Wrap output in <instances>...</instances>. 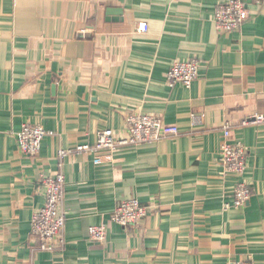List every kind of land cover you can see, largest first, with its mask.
Segmentation results:
<instances>
[{"label":"crops","instance_id":"obj_1","mask_svg":"<svg viewBox=\"0 0 264 264\" xmlns=\"http://www.w3.org/2000/svg\"><path fill=\"white\" fill-rule=\"evenodd\" d=\"M226 1L0 0V264H264V121L248 122L264 115V0L240 30L219 33ZM191 58V88L171 87V64ZM131 114L179 133L59 157L104 128L126 135ZM26 122L51 132L35 156L20 149ZM226 141L248 150L252 194L238 208L225 206L240 179L220 162ZM59 171L63 242L45 251L31 223L42 178ZM131 197L149 213L124 227L111 216ZM96 224L107 226L102 242L89 239Z\"/></svg>","mask_w":264,"mask_h":264},{"label":"built area","instance_id":"obj_2","mask_svg":"<svg viewBox=\"0 0 264 264\" xmlns=\"http://www.w3.org/2000/svg\"><path fill=\"white\" fill-rule=\"evenodd\" d=\"M263 0H228L218 4L214 15L215 29L219 33L238 31L246 22L251 4H260ZM149 29L147 22H140L138 32L144 33ZM199 60L191 58L186 62H174L171 64L168 73V84L171 87L182 85L191 88L198 76ZM192 122L204 119V115H192ZM264 121L263 114H255L248 122L261 123ZM126 135L118 137L111 128L98 130L97 139L94 144L81 143L72 148L61 149L58 153L60 158L76 153L99 152L101 150L116 151L120 147L138 145L149 142H156L162 138L174 136L179 133L176 124H168L162 118L152 114H131L127 118ZM225 137L232 135L228 123L224 125ZM51 134L41 125L26 122L19 133V145L23 153L35 156L40 152L43 139ZM248 150L241 142L230 143L226 141L221 147L220 162L225 173L236 174L239 181L232 194V203L228 207L244 206L251 194L252 189L245 179L247 169ZM42 185L45 191V204L35 212L32 218L31 231L39 240L40 249L54 251L58 244L63 242L62 235L65 228L66 218L62 211L65 195V176L59 171L56 174L42 178ZM149 209L140 203L136 197L122 200L111 219L124 227L139 225L148 215ZM89 239L95 242H102L107 237V226L105 224L91 225L88 230ZM235 264H253L251 260L237 262Z\"/></svg>","mask_w":264,"mask_h":264}]
</instances>
